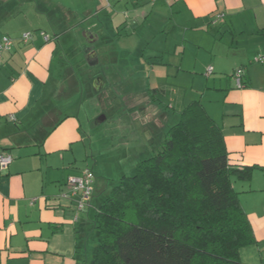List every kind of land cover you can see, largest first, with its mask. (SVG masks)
<instances>
[{
	"label": "crops",
	"instance_id": "1",
	"mask_svg": "<svg viewBox=\"0 0 264 264\" xmlns=\"http://www.w3.org/2000/svg\"><path fill=\"white\" fill-rule=\"evenodd\" d=\"M12 2L0 0L1 16ZM35 2L37 24L44 28L31 32L28 41L0 34V41L4 35L15 41L0 66V151L13 156L9 168L0 172V264H81L77 250L87 235L91 210L78 208L82 195L72 193L69 179L87 168L97 174L89 162L79 167L87 146L81 111L86 97H99L100 103L110 97L105 94L112 91L117 72H90L88 66L100 67L102 58L115 66L123 58L114 47L118 43L123 59L135 61L127 75L151 77L143 87L156 92V99L170 96V68L178 76L188 52L197 61L203 49L211 53L204 63L209 105L200 100L222 129L230 164L252 167L249 181L234 183L256 237L240 255L243 264H264V62L258 60L264 55V0ZM60 36L66 38L63 50ZM196 39H209V46ZM69 43L83 51L77 63L70 61ZM214 45L224 49V62L236 46L239 57L228 69L217 60L222 58L219 51L213 53ZM240 67L246 82L242 87L234 77ZM98 103L91 104L92 110ZM148 109L141 110L144 121L155 117L153 126L161 127L167 115L159 107ZM106 120V115L97 118L98 123ZM96 186L94 181L95 193L107 187L97 191Z\"/></svg>",
	"mask_w": 264,
	"mask_h": 264
},
{
	"label": "trees",
	"instance_id": "2",
	"mask_svg": "<svg viewBox=\"0 0 264 264\" xmlns=\"http://www.w3.org/2000/svg\"><path fill=\"white\" fill-rule=\"evenodd\" d=\"M164 135L133 175L96 193L93 186L81 264H243L240 251L256 237L234 183L249 181L252 167L230 164L201 100Z\"/></svg>",
	"mask_w": 264,
	"mask_h": 264
},
{
	"label": "rangeland",
	"instance_id": "3",
	"mask_svg": "<svg viewBox=\"0 0 264 264\" xmlns=\"http://www.w3.org/2000/svg\"><path fill=\"white\" fill-rule=\"evenodd\" d=\"M14 1L15 3L13 4L12 2L8 7V12L6 14L4 13L5 16L3 17V15H0V34H8L13 37L19 36L20 39H23L25 33L22 34V32L24 30H31L30 32L34 34L39 31L37 30L39 26L43 27V25L37 24L39 21L36 19L37 15L35 10L37 5L35 0H29V2H25V0ZM46 28H49V30L53 32L50 27ZM187 35L189 36V32ZM61 37L62 36L59 38L61 39L59 44L61 50H63V39L66 38ZM200 40L202 41V45L205 46L206 44L209 46V39H196V41ZM69 44L73 48V53H71L69 57L70 61L77 63L82 59L83 51H81L76 44ZM120 44L121 43H118L114 47L118 53H121V57L124 58L125 53L121 51L123 45ZM135 46L136 44L131 45V47ZM213 47V53L219 51V57L222 58H218L217 60L223 62L227 69L231 63L239 57V52H237L235 46L232 54L228 56L231 60L224 62L223 60L226 59L224 49H226L227 46L222 44V47H225L224 49L218 45H214L212 48ZM217 47L219 50H217ZM118 53L116 52V54ZM210 55L211 53L203 49L198 57V61L194 59L195 55L191 57L189 52L185 60L181 61V63L175 61L176 66L180 63L181 71L180 74L176 76L174 72L175 68H170L171 75L168 77L170 83L168 88L171 91L170 96H158V99L154 102L150 100L155 96L153 91H144L143 87L145 84L149 86L152 78H147L145 75L143 77H129L127 75L130 67L135 68V61L129 64L128 61L122 58L118 60L115 66H112L108 61L105 62L102 58L100 67L93 69L91 66H88L90 72L96 70L102 72L113 70L117 72V76L113 79L114 81L111 82L112 84L110 87L112 91L108 90L105 94L110 97L102 98V103H100L101 99L97 97L95 100L100 103V106L96 107L94 110H92L93 106H91V104H94L95 100L92 101L86 97L85 108L81 111L87 146L79 167L83 166L85 168L88 162L91 164V167L97 172L95 175L97 191L98 188L104 187V185L112 188L114 184L120 182L123 176L133 175L137 163L146 158L151 150L158 148L164 140V132H166L171 125L179 121L180 111L185 105L196 99H201L205 105H209L210 95L205 89L207 78L204 70L207 58L210 57ZM201 56L203 57L201 58ZM58 61L57 59L55 62L56 67L59 65ZM195 72L197 73L194 75L193 73ZM85 74V71H83L82 78L84 81L86 78ZM202 78H204V80H202ZM194 80L195 83L193 82ZM85 83L87 84L86 81ZM146 97H150L148 102L145 101ZM169 103L174 104L175 107L173 109L169 108ZM130 107L136 108L130 111ZM145 107L149 109H151V107H159L163 110L167 116L165 115L166 118L161 119V127L153 126L152 122H154L155 117H152L151 121V116H149L150 121H144L143 118L145 115L143 112L145 111L141 110ZM102 115H106L107 120L98 123L97 118ZM149 134L152 139H149Z\"/></svg>",
	"mask_w": 264,
	"mask_h": 264
},
{
	"label": "built area",
	"instance_id": "4",
	"mask_svg": "<svg viewBox=\"0 0 264 264\" xmlns=\"http://www.w3.org/2000/svg\"><path fill=\"white\" fill-rule=\"evenodd\" d=\"M44 34V33H43ZM32 36L31 32H26L23 35V41H28ZM14 39L10 36L4 35L0 41V66L2 64L3 54L6 51L12 50L14 46ZM258 60L264 62V55L258 57ZM213 71V67H209L208 73ZM242 73L243 69L238 68L235 72V78L237 82V86L242 87ZM15 119L14 116H12ZM13 161V156L9 152L0 151V172L5 171L9 168L10 164ZM95 181V174L94 172L87 168L83 171L81 175L72 176L69 179L70 187L73 194L81 193L82 198L78 204V208L80 210L87 207L91 201L93 195V186ZM35 202V199L32 201Z\"/></svg>",
	"mask_w": 264,
	"mask_h": 264
}]
</instances>
